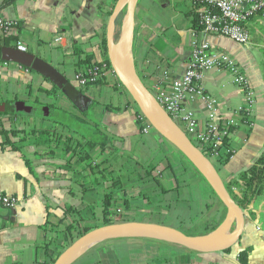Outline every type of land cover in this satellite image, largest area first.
Instances as JSON below:
<instances>
[{"label":"crops","instance_id":"0c3cea01","mask_svg":"<svg viewBox=\"0 0 264 264\" xmlns=\"http://www.w3.org/2000/svg\"><path fill=\"white\" fill-rule=\"evenodd\" d=\"M115 2L0 0V16L17 22L8 34H0V42L24 44L27 51L54 64L78 87L74 76L83 65L77 62L85 54L98 62L104 59L102 40ZM194 10L195 0H139L134 10L132 61L151 92L184 72L195 38L208 41L213 50L228 52L239 63L256 95L249 119L235 113L242 104V93L231 82L229 72L223 68L202 72L205 91L218 100L221 116L236 122L229 135L233 154L224 164L213 162L227 183L264 152V73L251 43L242 45L224 36L207 34L199 26L194 28ZM124 25L122 13L117 20V38ZM57 35L62 41L55 42ZM75 49L81 54H76ZM165 70L170 72L167 81ZM50 88L52 85L38 74L0 61V108L7 101L13 105L17 101L53 105L77 117L80 133L99 136L102 147L92 150L91 161H102L114 176L120 177L119 187L111 189L110 209L115 222L159 223L202 235V230L194 231L197 223L203 219L221 220L209 234L215 239L229 236L235 226L232 213L178 149L153 127L143 130L144 124L138 118L142 113L112 68L104 73V82L81 88L89 98L83 110L59 90L55 94L44 91ZM187 106L196 118L207 117L203 101H189ZM14 119L15 123H0V129L53 127L32 116ZM3 140L0 132V141ZM24 146L13 150L0 145V190L18 199L12 208L0 205V264H50L56 253L50 243L62 228L63 209H81L85 226L102 225L103 188L83 190V175L67 167L70 157L60 149L50 155L42 147ZM243 213L241 236L225 251L202 252L151 238H117L86 247L71 264H264V190ZM48 247L50 253L46 251ZM242 251L247 252L245 263L239 261Z\"/></svg>","mask_w":264,"mask_h":264},{"label":"water","instance_id":"95a60500","mask_svg":"<svg viewBox=\"0 0 264 264\" xmlns=\"http://www.w3.org/2000/svg\"><path fill=\"white\" fill-rule=\"evenodd\" d=\"M138 2L139 0H116L109 15L105 40L111 68L152 127L178 149L207 181L214 194L234 216L235 226L228 237L215 239L210 234L191 235L178 228L152 222L126 221L102 224L90 228L75 238L51 264H71L86 247L117 238H151L202 252L225 251L239 240L244 228L243 210L231 197L216 165L201 152L164 110L134 68L131 48L136 26L134 10ZM122 13L125 14V25L117 38V20ZM0 61L15 63L38 74L80 110H83L89 101L83 90L69 81L54 64L33 52L20 50L15 45H0ZM14 106L17 113L28 110L23 101L15 102ZM43 109L46 110V107Z\"/></svg>","mask_w":264,"mask_h":264},{"label":"built area","instance_id":"2783aa9c","mask_svg":"<svg viewBox=\"0 0 264 264\" xmlns=\"http://www.w3.org/2000/svg\"><path fill=\"white\" fill-rule=\"evenodd\" d=\"M203 3L198 16V24L207 34L220 35L236 43L246 45L250 42V21L255 14L264 18V0H200ZM17 26L15 20L4 19L0 16V34H8L10 29ZM55 42L62 37H54ZM20 50L26 46L16 42ZM192 57L184 72L170 79L165 86H155L153 94L164 110L179 125L190 140L210 160H217L224 148V140L229 137V128L236 125L234 119L221 116L218 100L205 91L202 72L211 68H223L230 74V79L242 93V104L235 110L237 115L249 119L254 112L256 95L254 88L239 63L228 52L216 51L206 40L193 39L191 42ZM6 63V62H5ZM100 67H82L75 74V80L81 89L101 75ZM164 80L167 81L170 72L165 70ZM201 100L205 104L207 117L205 120L196 118L192 109L188 108L189 101ZM144 124L143 130L151 129V124L143 114L138 116ZM69 168V167H68ZM73 169V167H72ZM70 167V170H72ZM17 197L8 195L0 190V205L14 207ZM56 241V242H55ZM58 254L61 247L58 240L50 243ZM56 254V257L57 255Z\"/></svg>","mask_w":264,"mask_h":264},{"label":"trees","instance_id":"16d2710c","mask_svg":"<svg viewBox=\"0 0 264 264\" xmlns=\"http://www.w3.org/2000/svg\"><path fill=\"white\" fill-rule=\"evenodd\" d=\"M203 3L200 0H195V18L193 20V27H198V16ZM199 7V10L197 8ZM261 17V14H255L251 20ZM200 28V26H199ZM0 45H15L13 42H0ZM102 49L104 52V59L101 62L95 61L92 55L85 54L78 62V66L91 67L97 65L100 67V76L94 82H104V73L111 69L110 62L106 55V40H102ZM76 54H81L75 49ZM48 94H55L58 89L54 86L50 89H45ZM33 102V103H32ZM30 105H26L28 110L26 112H16V108L13 103L7 101L3 103L5 107L0 108V123L9 121L15 123V119L19 116H32L39 118L43 121H47L53 124L52 128H39L36 126L25 128H1L0 132L4 136V140L0 141L1 146L9 147L13 150H21L24 144L28 142L34 143L38 147H42L46 150L47 154H53L56 149H60L65 156L70 157L67 160V167H73V171L83 175L81 187L83 190L89 189L95 186H102V200L101 206L103 208V220L102 224L112 223L117 220L112 218L113 211L110 206L113 202V195L111 189L119 187L120 177L114 176L113 171L107 166L102 165V161H91V152L95 147H102L101 139L88 134H82L77 130V117L70 112L62 111L60 108H56L53 105L40 104L38 101H32ZM11 103V104H10ZM50 109V112L44 110ZM4 108V109H3ZM45 112H47L45 114ZM234 127H230L229 130L233 131ZM61 130V131H59ZM65 131V132H63ZM67 131H72L75 135L69 134ZM12 137H17L13 140ZM233 150L230 148L229 137L224 140V148L221 155L217 159L219 164L226 163ZM79 162V165L76 163ZM83 166H81V164ZM29 164V161H27ZM228 192L231 197L237 202L242 210L251 203V201L264 190V152L250 165L248 168L239 172L236 177L225 183ZM221 220H209L203 219L194 226V231L202 230V235L211 233L220 223ZM60 224L62 228L58 234L54 237L58 240L59 245L63 248L69 245L75 238L82 233L86 232L92 226L84 225V217L82 210L75 207H67L63 209V215L61 217ZM56 242V241H55ZM51 250V249H50ZM49 247L46 249L50 253ZM56 252V251H54ZM59 252V251H58ZM52 256L50 264L56 258V254ZM247 259V252L242 251L239 256V261L245 263Z\"/></svg>","mask_w":264,"mask_h":264},{"label":"rangeland","instance_id":"374dc122","mask_svg":"<svg viewBox=\"0 0 264 264\" xmlns=\"http://www.w3.org/2000/svg\"><path fill=\"white\" fill-rule=\"evenodd\" d=\"M249 27H250V34H251L249 43L252 44L253 48L255 49L256 54H258V55L255 54V59L261 62V68L263 69V73H264V18L257 17L253 19V22ZM25 115L28 116L27 114ZM30 146L37 147L36 145H34V143H31V142H28V144H25L24 147L26 148ZM212 161L214 162V160Z\"/></svg>","mask_w":264,"mask_h":264},{"label":"bare ground","instance_id":"6f19581e","mask_svg":"<svg viewBox=\"0 0 264 264\" xmlns=\"http://www.w3.org/2000/svg\"><path fill=\"white\" fill-rule=\"evenodd\" d=\"M219 230V229H218ZM214 236V235H213ZM215 237V236H214Z\"/></svg>","mask_w":264,"mask_h":264}]
</instances>
